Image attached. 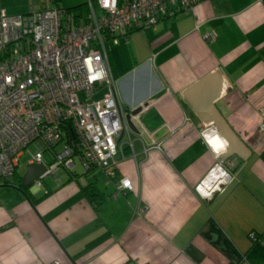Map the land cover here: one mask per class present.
Masks as SVG:
<instances>
[{
  "label": "crops",
  "instance_id": "obj_1",
  "mask_svg": "<svg viewBox=\"0 0 264 264\" xmlns=\"http://www.w3.org/2000/svg\"><path fill=\"white\" fill-rule=\"evenodd\" d=\"M87 1L0 0V15L56 5L81 22ZM107 44L123 108L142 107L132 147L123 141L112 176L77 163L40 185H0V264H249V233L264 236V0H197L188 13ZM213 71L223 80L216 106L249 154L231 157L234 179L203 200L194 186L214 152L183 91ZM123 177L132 188L114 196Z\"/></svg>",
  "mask_w": 264,
  "mask_h": 264
},
{
  "label": "built area",
  "instance_id": "obj_2",
  "mask_svg": "<svg viewBox=\"0 0 264 264\" xmlns=\"http://www.w3.org/2000/svg\"><path fill=\"white\" fill-rule=\"evenodd\" d=\"M196 2L88 0L81 22L56 5L0 15V185L14 177L31 144L36 150L29 152V163L46 167L37 185L58 170L71 173L77 163L85 171L98 167L112 176L117 154L124 156L123 141L129 147L132 143L126 121L130 111L118 96L106 43L116 44L132 29L145 30L168 16L188 13ZM209 128L218 135L214 126L202 128L200 135L208 146ZM259 130L264 132V123ZM154 136L149 133L159 147ZM225 149H212L213 163L194 186L203 200L223 192L234 179L237 163L220 158ZM45 151L52 155L50 163L44 160ZM131 188V181L123 177L113 195ZM249 237L257 239L253 232Z\"/></svg>",
  "mask_w": 264,
  "mask_h": 264
},
{
  "label": "water",
  "instance_id": "obj_3",
  "mask_svg": "<svg viewBox=\"0 0 264 264\" xmlns=\"http://www.w3.org/2000/svg\"><path fill=\"white\" fill-rule=\"evenodd\" d=\"M222 77L218 71H213L193 84L186 87L183 96L196 118L204 126H214L218 135L226 142V149L220 158L227 159L237 157L245 160L249 154L246 145L227 123L216 106V100L222 90ZM139 106L126 114V121L130 129L136 130L132 117L141 111ZM46 167L40 163H28L26 171L21 178L22 186H30L45 171ZM209 200V199H207Z\"/></svg>",
  "mask_w": 264,
  "mask_h": 264
},
{
  "label": "trees",
  "instance_id": "obj_4",
  "mask_svg": "<svg viewBox=\"0 0 264 264\" xmlns=\"http://www.w3.org/2000/svg\"><path fill=\"white\" fill-rule=\"evenodd\" d=\"M66 11L72 12L74 11V9L70 8L66 9ZM16 174L17 172L14 176H16ZM83 189L86 192L87 196L92 200L95 196L98 195L95 187L91 184L87 185ZM244 260H246L249 264H264V236H258L257 239L252 242L251 249L245 255Z\"/></svg>",
  "mask_w": 264,
  "mask_h": 264
},
{
  "label": "rangeland",
  "instance_id": "obj_5",
  "mask_svg": "<svg viewBox=\"0 0 264 264\" xmlns=\"http://www.w3.org/2000/svg\"><path fill=\"white\" fill-rule=\"evenodd\" d=\"M106 49H107V53L109 52V44L106 45ZM35 144H31L28 148V151L30 153H34L35 152ZM61 148V146H58L57 147V151ZM29 152H26L21 158H20V161H19V166H18V173L16 176H14L12 179L13 181L17 182L19 181L20 178H22L23 174L25 173V169H26V166H27V162H28V159L30 158V153ZM45 155L51 157V154L48 152V151H45ZM52 159V158H51Z\"/></svg>",
  "mask_w": 264,
  "mask_h": 264
},
{
  "label": "bare ground",
  "instance_id": "obj_6",
  "mask_svg": "<svg viewBox=\"0 0 264 264\" xmlns=\"http://www.w3.org/2000/svg\"><path fill=\"white\" fill-rule=\"evenodd\" d=\"M213 130L214 129H211L207 133L205 132V135L210 143V147L216 152L223 151L226 148V142L222 137L215 134Z\"/></svg>",
  "mask_w": 264,
  "mask_h": 264
}]
</instances>
